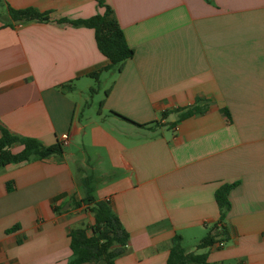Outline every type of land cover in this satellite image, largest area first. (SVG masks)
<instances>
[{
  "label": "crops",
  "instance_id": "obj_1",
  "mask_svg": "<svg viewBox=\"0 0 264 264\" xmlns=\"http://www.w3.org/2000/svg\"><path fill=\"white\" fill-rule=\"evenodd\" d=\"M104 1L134 53L99 72L97 117L82 119L88 72L106 58L92 28L59 19L88 17L97 0H0V121L46 145L69 135L61 156L0 166V263L67 264L69 227L92 222L78 203L92 174L129 233L116 264H166L175 234L195 245L226 182L227 233L197 251L264 264V0ZM7 3L51 18L9 23ZM194 103L204 110L182 117Z\"/></svg>",
  "mask_w": 264,
  "mask_h": 264
},
{
  "label": "trees",
  "instance_id": "obj_2",
  "mask_svg": "<svg viewBox=\"0 0 264 264\" xmlns=\"http://www.w3.org/2000/svg\"><path fill=\"white\" fill-rule=\"evenodd\" d=\"M97 3L102 10L88 17L59 19L74 25H84L92 28L96 45L106 58L104 64L88 72L96 79V84L89 89L90 92L97 89V80L101 70H120L125 60L134 53L133 47L126 41L123 29L112 7L104 0H97ZM6 9L11 20L9 23L31 20L47 21L51 18L50 11H42L34 6L14 7L7 3ZM72 86L73 84L70 82L60 84L62 90H69ZM106 92H108V89ZM200 100L201 98H197V102ZM102 103L103 99L100 100V105ZM204 108L205 106L194 103L186 107L181 112V116L201 112ZM110 112L132 120L112 109ZM166 112V110L162 112V117L166 116ZM132 121L142 126L147 124L158 126L162 123L159 120L145 123ZM15 143L22 145V148L16 152L11 150ZM63 145L61 139L46 145L35 137L14 133L0 121V166L9 162H20L31 158L61 156L64 152ZM80 184L83 195L78 203L82 202L88 206L92 222L86 226L69 227L68 236L71 253L67 264H116V257L127 248L129 233L113 210L109 198H98L95 195L94 176L92 174L83 175L80 178ZM234 185L235 182H226L216 188L214 197L219 210L218 222L209 226L205 235L197 241L192 250H188L183 246L181 235L175 234L173 236L166 264H209L207 252L197 250L214 244L226 235L225 218L231 204L229 192Z\"/></svg>",
  "mask_w": 264,
  "mask_h": 264
},
{
  "label": "rangeland",
  "instance_id": "obj_3",
  "mask_svg": "<svg viewBox=\"0 0 264 264\" xmlns=\"http://www.w3.org/2000/svg\"><path fill=\"white\" fill-rule=\"evenodd\" d=\"M98 88V86H97ZM85 99H86V102H87V106L81 110V113H83V117L82 119H86L87 116H89L90 118H96L97 117V107H98V103H99V96L100 94H96V92H90L88 90V92L85 93ZM89 105V106H88ZM66 148V147H65ZM68 149H71L72 151L76 150V146L74 144H72L70 147L67 148ZM89 153L91 154V151L89 150ZM92 156V154H91ZM92 162V161H90ZM183 246L188 249V247H192L194 246V244L192 245V243H185V242H182Z\"/></svg>",
  "mask_w": 264,
  "mask_h": 264
},
{
  "label": "built area",
  "instance_id": "obj_4",
  "mask_svg": "<svg viewBox=\"0 0 264 264\" xmlns=\"http://www.w3.org/2000/svg\"><path fill=\"white\" fill-rule=\"evenodd\" d=\"M60 139L62 140L63 144H66L68 142L69 135L68 134H63ZM0 264H3V263H0Z\"/></svg>",
  "mask_w": 264,
  "mask_h": 264
}]
</instances>
